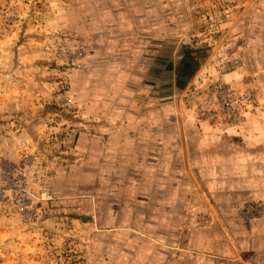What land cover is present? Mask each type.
I'll return each mask as SVG.
<instances>
[{
	"label": "rangeland",
	"instance_id": "1",
	"mask_svg": "<svg viewBox=\"0 0 264 264\" xmlns=\"http://www.w3.org/2000/svg\"><path fill=\"white\" fill-rule=\"evenodd\" d=\"M209 1L210 12L205 0H0V160L32 158L40 174L27 216L0 205V264H220L264 240V199L232 192L244 173L229 170L230 151L245 157L243 136L227 133V170L198 186L167 151L171 100L156 86L170 77L150 67L155 56L172 52L169 92L199 120L240 130L263 111L264 77L251 75L244 46L259 12ZM230 71L237 84L220 78ZM214 89L250 94L248 114L233 123ZM123 108L139 117L121 128ZM152 129L161 134L148 139ZM116 130L122 147L105 148Z\"/></svg>",
	"mask_w": 264,
	"mask_h": 264
},
{
	"label": "crops",
	"instance_id": "2",
	"mask_svg": "<svg viewBox=\"0 0 264 264\" xmlns=\"http://www.w3.org/2000/svg\"><path fill=\"white\" fill-rule=\"evenodd\" d=\"M205 1L207 2L205 6L207 12L212 11V7H215L214 3L209 0ZM245 6L248 13L252 11L259 12L256 15L251 14L249 18L247 17L244 34V46L247 52L246 59L250 60L249 68L251 75L258 74L264 77V0H246ZM257 27H261L260 33L256 31ZM236 40L232 42L231 46L232 57H236L237 53V50H234L237 49ZM169 54L168 59L167 55L159 56V58L155 56L151 62L152 64H150V67H153L154 70L159 66L160 69L158 71L161 72L163 77L167 74L170 77L168 84L167 82L164 84L160 82L156 86L157 89L160 87V91H165V99L171 100L170 104L166 107L167 109L170 108L173 113L168 114L167 118L174 129L167 133V138L172 140L167 151L171 150L172 155L179 162V166L184 167L186 171L194 169V172H198L197 177L191 178V181H194L192 185L198 186L200 178L205 179L206 176L212 177L214 174L220 177L221 172L227 170V167L224 169L221 164L225 163L227 165L229 163V156L223 157L220 151L222 140L226 138L227 133L230 135L234 134L235 138L243 136L246 144H248L244 151L245 157L240 154L236 145L232 146L233 150L230 151L229 170L236 171V175L239 177H241V174H237L239 171L244 173V176L241 177L243 180L239 178L238 180L240 181L232 185V192L235 193L234 196H240L239 193L245 192L247 198L264 199V81H261V87L259 88L263 93L261 95L263 104L262 113L256 118L246 120L244 125L238 128L240 130L230 129L229 127L227 129L220 118H217L218 120H199L195 113H193L192 108L189 107V104L186 105L187 103L183 102L182 98L173 101L174 97L169 91L176 88L173 82V70L176 66L174 67L173 64L172 52H169ZM157 62L161 64H157ZM239 73L240 71H230L221 75L220 78L237 84L241 77ZM186 94L187 92H184L182 97ZM123 115L124 117H121V120L117 122L118 126L123 124L121 128L124 127L126 121H131L130 123L132 124L136 123L137 117H139L133 115L132 119L126 118L124 108ZM156 119L155 115V122H157ZM106 133L107 140L112 139V142L108 143L107 141L106 147H103H108V149H112L113 146H116V148L122 147L121 141L118 143L119 140L125 138L122 131L116 130L113 134L108 131ZM151 133L155 135L161 134L152 129V132L149 131L146 134L148 139H151ZM127 137L137 139L140 135L132 133L131 136ZM132 147L134 148V145ZM216 172L220 173L217 174ZM231 175L236 177L234 174ZM244 250L246 251L244 259H228L220 262V264H264V240L261 239L259 242L249 241L245 243ZM215 263L216 261H213L211 264Z\"/></svg>",
	"mask_w": 264,
	"mask_h": 264
},
{
	"label": "built area",
	"instance_id": "3",
	"mask_svg": "<svg viewBox=\"0 0 264 264\" xmlns=\"http://www.w3.org/2000/svg\"><path fill=\"white\" fill-rule=\"evenodd\" d=\"M218 100L222 112L226 114L233 123L239 122L243 114L249 111L244 108L251 106L253 97L250 94H243L237 97L235 93L214 89L211 93ZM259 112V108H254ZM35 162L31 158H25L20 163L0 160V205L3 202H11L15 205L17 212L21 216H27L32 210V201L37 198L32 192L31 178H39V171L34 170ZM33 173V175H31ZM37 173V174H36Z\"/></svg>",
	"mask_w": 264,
	"mask_h": 264
}]
</instances>
